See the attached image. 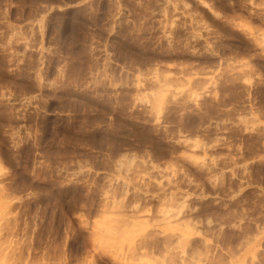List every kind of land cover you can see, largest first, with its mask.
<instances>
[{
  "label": "rangeland",
  "instance_id": "1",
  "mask_svg": "<svg viewBox=\"0 0 264 264\" xmlns=\"http://www.w3.org/2000/svg\"><path fill=\"white\" fill-rule=\"evenodd\" d=\"M0 264H264V0H0Z\"/></svg>",
  "mask_w": 264,
  "mask_h": 264
}]
</instances>
